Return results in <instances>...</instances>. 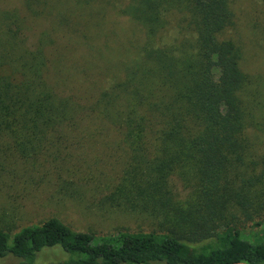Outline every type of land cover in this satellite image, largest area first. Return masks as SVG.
Here are the masks:
<instances>
[{"label": "trees", "instance_id": "1", "mask_svg": "<svg viewBox=\"0 0 264 264\" xmlns=\"http://www.w3.org/2000/svg\"><path fill=\"white\" fill-rule=\"evenodd\" d=\"M235 3L0 0V158L57 161L60 193L145 223L103 235L56 216L3 226L0 258L35 264L57 248L49 264H264V233L240 232L264 217V75L244 68ZM111 16L136 45L92 84L65 53L89 49ZM74 75L86 88L66 86Z\"/></svg>", "mask_w": 264, "mask_h": 264}, {"label": "rangeland", "instance_id": "2", "mask_svg": "<svg viewBox=\"0 0 264 264\" xmlns=\"http://www.w3.org/2000/svg\"><path fill=\"white\" fill-rule=\"evenodd\" d=\"M235 1L239 26L237 32L245 44L244 68L251 73H257V77L261 79L264 75V32H261L262 25H258L252 18L259 19L260 24L264 21V0ZM105 11L106 15L113 14L112 11ZM106 19H109L106 31L97 33L92 30L91 37H94V41L90 50L75 48L65 53L64 63L68 61L69 65L75 66L76 63L87 65L88 71L82 78H87L92 84H96L97 81L101 83V79L108 76L107 69L110 77L116 71V66L126 58L129 51L133 50V45H136L137 33L134 30L127 31L129 26L123 16L120 20L113 16ZM65 46L71 47V50L75 47L69 40ZM72 73L74 74V71ZM74 76L77 80L78 76ZM82 78L66 86L71 85L72 90L81 91L86 88L87 83L81 81ZM121 160L122 154L118 153L106 157L104 172L108 176L118 175ZM37 163L43 165L34 169L20 158L14 159L9 156L0 158V227L18 231L24 226L39 224L51 216L59 217L75 230L92 231L99 235L117 230L135 231L139 230L140 226L144 227L145 223L140 218L102 208L87 196L80 199L75 195L70 197L63 195L59 191V181H55L53 177L56 173H52L58 162L50 164L38 160ZM258 220L260 221L258 225L251 223L244 225L241 234L248 236L255 232L264 233V217ZM60 258L62 254L57 248L47 249L38 255L35 264H49ZM0 264L21 263L15 257L6 256L0 258Z\"/></svg>", "mask_w": 264, "mask_h": 264}]
</instances>
